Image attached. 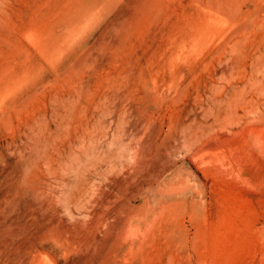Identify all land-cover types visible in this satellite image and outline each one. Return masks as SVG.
Masks as SVG:
<instances>
[{"label":"rangeland","instance_id":"obj_1","mask_svg":"<svg viewBox=\"0 0 264 264\" xmlns=\"http://www.w3.org/2000/svg\"><path fill=\"white\" fill-rule=\"evenodd\" d=\"M63 1L0 0V78L34 72L0 90V264H264V185L207 151L209 0Z\"/></svg>","mask_w":264,"mask_h":264},{"label":"bare ground","instance_id":"obj_2","mask_svg":"<svg viewBox=\"0 0 264 264\" xmlns=\"http://www.w3.org/2000/svg\"><path fill=\"white\" fill-rule=\"evenodd\" d=\"M63 2V0L46 2L47 14L52 17L58 16L57 26H61ZM129 10L124 13L126 16L120 15L131 20L132 8ZM205 10L208 25L205 42L209 48L206 51L210 53L207 63L209 69L207 151L213 155L214 158L211 160L219 172L223 169L237 173V176L246 181L245 184L249 182L263 186L264 0H209ZM60 30L62 31V28L57 31ZM62 34L63 31L59 34L52 33L49 43L47 42L48 48L52 51L47 50L50 56L61 53L64 35ZM7 71L8 69L5 70L6 77L0 78L1 93L6 96L27 83L34 74L31 66L24 67L20 72L15 69ZM206 167L209 169L211 166Z\"/></svg>","mask_w":264,"mask_h":264}]
</instances>
